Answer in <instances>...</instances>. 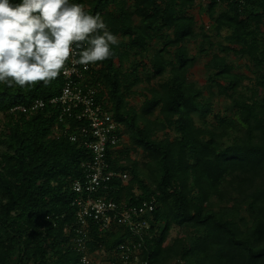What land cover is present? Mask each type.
Returning <instances> with one entry per match:
<instances>
[{
	"label": "trees",
	"instance_id": "trees-1",
	"mask_svg": "<svg viewBox=\"0 0 264 264\" xmlns=\"http://www.w3.org/2000/svg\"><path fill=\"white\" fill-rule=\"evenodd\" d=\"M200 1L212 33L189 13L196 0H70L121 36L94 73L129 142L110 162L132 178H113L108 195L130 205L155 200L141 248L148 264H264V0ZM224 30L226 44L215 40ZM190 42L198 43L197 55ZM231 55L247 61L250 76L237 72ZM198 56L208 59L205 87L187 75ZM63 82L61 75L29 91L0 84V264H84V252L71 244L73 184L84 180L91 152L70 139L76 123L60 120L57 105L12 110L58 96ZM143 82L137 111L127 96ZM216 97L230 101L227 112L214 111ZM134 148L147 153L143 166L131 158ZM175 227L180 232L169 241ZM132 234L119 224L94 228L86 246L124 264L116 250Z\"/></svg>",
	"mask_w": 264,
	"mask_h": 264
},
{
	"label": "built area",
	"instance_id": "built-area-1",
	"mask_svg": "<svg viewBox=\"0 0 264 264\" xmlns=\"http://www.w3.org/2000/svg\"><path fill=\"white\" fill-rule=\"evenodd\" d=\"M244 1V0H243ZM73 66L69 63V68ZM63 77V86L58 96L50 100H35L28 108L15 107L12 110L36 112L44 109L49 103L57 105L60 120L70 119L76 123V130L70 136L72 141H81L92 155L91 161L84 163L85 178L76 181L73 190L76 197L73 205L76 208V224L71 227V241L76 250L83 251L81 261L91 264L86 254V243L91 240V229L107 231L115 224L124 225L132 231V236L121 244L116 251L124 264H148L141 259L143 234L150 227L149 215L155 209V200H144L138 205L118 202L108 195L113 178L123 182L129 180L127 173L111 169L110 158L113 153L127 142L125 127L110 108L107 97L102 95L104 87L94 77L99 75L100 65L74 66ZM71 127H67L70 129ZM77 133L81 137L77 136ZM71 232V231H70ZM171 264H186L183 260Z\"/></svg>",
	"mask_w": 264,
	"mask_h": 264
},
{
	"label": "clouds",
	"instance_id": "clouds-1",
	"mask_svg": "<svg viewBox=\"0 0 264 264\" xmlns=\"http://www.w3.org/2000/svg\"><path fill=\"white\" fill-rule=\"evenodd\" d=\"M119 38L70 0H0V84L29 91L111 59ZM69 63L73 66L69 68Z\"/></svg>",
	"mask_w": 264,
	"mask_h": 264
},
{
	"label": "rangeland",
	"instance_id": "rangeland-1",
	"mask_svg": "<svg viewBox=\"0 0 264 264\" xmlns=\"http://www.w3.org/2000/svg\"><path fill=\"white\" fill-rule=\"evenodd\" d=\"M206 4L207 2H204V1H200V0H196V5L191 8L189 10V13L192 14L196 20H197V25H198V29L200 27H204L205 25L207 26V30L206 31H209L212 33V30L211 28L208 29L209 27V19H208V16H207V13L205 12L206 10ZM224 6H222L221 8H223ZM227 31L224 30L223 33H222V37H217L215 38V40L217 41H223L225 44V40L223 37H225V35H227ZM119 40L121 39V36L118 37ZM158 46V44L156 45ZM188 48L190 50V52L193 54V55H197V52H198V43L196 42H190L189 45H188ZM151 58V54H149V56H147V58L145 59V62L147 63L148 65V68H151V64L149 63V59ZM231 59H233L234 63L237 65V72L239 73H246L247 75H251L250 71L248 70V68L246 67L247 65V61L245 59H236V57L234 55H231L230 56ZM138 60H141L140 57H138ZM207 61L208 59L206 57H203V56H198V60L195 64V66L190 69V72H188V77L190 80L192 81H195L199 87H205L207 86L208 84V74H209V68H207ZM116 63L118 64V60H116ZM126 66H128V64H126ZM127 69V68H126ZM125 69V70H126ZM141 76L142 77H145L146 76V72L145 71H141ZM154 83L158 82L159 79H152ZM246 85H248L249 83L247 81L244 82ZM148 86V84L146 82H143L141 84H139L138 86H135L134 87V91L133 93H130L128 96H127V100L129 102V105L131 107H134L137 111H141L142 109V106H143V103H144V100H145V96L144 94H147V91L145 90V88ZM229 102L228 100H225L224 98H221V97H216L214 98V111L215 112H218V111H225L227 112L228 111V107H229ZM228 105V106H227ZM158 113V111L156 112V114ZM209 120L212 121L213 120V117L212 116H209ZM4 121H5V117L4 116H1L0 118V131L1 130H4ZM196 121L197 123H200V120L198 117H196ZM159 136H162V134H159ZM126 142H128V136L125 138ZM3 150V147H0V152ZM147 154V153H146ZM146 154L143 152V150L141 148H138L135 150L134 149H130V155H131V158L134 159V160H137L139 161L140 163H142L141 165L143 166V164L145 162L148 161V158L146 156ZM129 175V180L132 178V176L130 174ZM129 180H127L126 182H124L125 184L129 182ZM138 193H140V190H136ZM180 230L175 227L172 229L170 235H169V238L168 240L170 241L171 239H173L174 237H176L178 234H179ZM71 244L72 241H71ZM86 251V254L90 260V263L93 264V263H96V264H110V260L106 259V257L108 256L107 253L104 251V250H101V251H98L94 254H90L89 253V249L88 247H86L85 249Z\"/></svg>",
	"mask_w": 264,
	"mask_h": 264
}]
</instances>
